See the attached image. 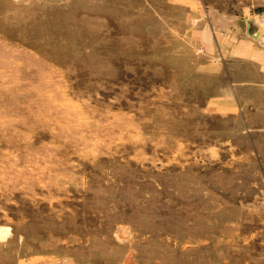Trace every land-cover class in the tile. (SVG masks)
<instances>
[{
  "label": "rangeland",
  "instance_id": "374dc122",
  "mask_svg": "<svg viewBox=\"0 0 264 264\" xmlns=\"http://www.w3.org/2000/svg\"><path fill=\"white\" fill-rule=\"evenodd\" d=\"M0 264H264V0H0Z\"/></svg>",
  "mask_w": 264,
  "mask_h": 264
},
{
  "label": "bare ground",
  "instance_id": "6f19581e",
  "mask_svg": "<svg viewBox=\"0 0 264 264\" xmlns=\"http://www.w3.org/2000/svg\"><path fill=\"white\" fill-rule=\"evenodd\" d=\"M259 34V33H258ZM261 34V33H260Z\"/></svg>",
  "mask_w": 264,
  "mask_h": 264
}]
</instances>
